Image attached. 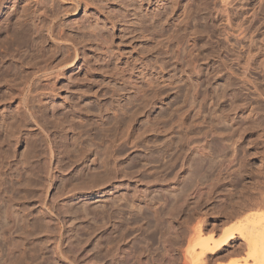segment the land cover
I'll list each match as a JSON object with an SVG mask.
<instances>
[{
    "label": "rangeland",
    "instance_id": "1",
    "mask_svg": "<svg viewBox=\"0 0 264 264\" xmlns=\"http://www.w3.org/2000/svg\"><path fill=\"white\" fill-rule=\"evenodd\" d=\"M13 8L0 264H199L264 222V0H45L11 51ZM251 253L237 235L202 264Z\"/></svg>",
    "mask_w": 264,
    "mask_h": 264
},
{
    "label": "bare ground",
    "instance_id": "2",
    "mask_svg": "<svg viewBox=\"0 0 264 264\" xmlns=\"http://www.w3.org/2000/svg\"><path fill=\"white\" fill-rule=\"evenodd\" d=\"M52 1H65V0H52ZM73 1L77 3L79 0H73ZM43 2H45V0H0V15L3 12L4 8H8V7L10 8V6H12V7H14L13 10L11 11L12 15L14 18L16 17V20L8 22L7 27H6V32L9 36H6V38L8 37V39L4 40V42L10 41V44L7 45L8 46L7 48H10V50H11V48H17V47H14V46H16V43L19 44L20 39L22 40V39L26 38L25 40H27L32 35V33L34 31L36 32V34L37 33L39 34V32H41V34H43L41 31L42 20H40L41 19L40 17H41V15H44V14L46 15V12L45 13L39 12V9H40L39 5ZM230 2H231V0H227V3H230ZM77 7L78 6L76 4V8H74L72 10L76 11ZM36 13H38V14H36ZM34 16L36 17V19L34 18ZM47 33L50 35L53 33V29L51 26H49ZM38 34H37V36H38ZM34 35L35 34H33L32 36H34ZM38 38H39V36H38ZM18 39H19V42H18ZM57 39H58V42L60 45L62 43V40L60 38H57ZM33 40H35V39L33 38ZM22 41H24V40H22ZM27 42H28V40H27ZM0 44H1V42H0ZM2 47H3V45H2ZM2 47H0V48H2ZM4 52H6V51L0 50V59L4 58L2 56V54ZM77 57H78V52H77V50H75L74 57L67 64H74ZM59 68H61V66H58V68H53V67L51 68V66H49L47 64V65L42 66V67L38 68L37 70H35L31 79L28 80V85H29L30 89L34 84H37L42 79L49 78L52 75L56 76L57 72H55V71H56V69H59ZM237 235H239L241 237V239L244 241V243L251 248V250H252L251 254L253 257V261H254L253 264H264V222L263 221L257 222L255 224L254 223L248 224V225L246 224L245 226H243V228H239V230H237L236 232H231L230 234H228L220 242H214L213 245H210V243H204L203 244L204 248H203V252H202V257L199 259L200 260L199 264H202L203 256L206 253L214 252V251L222 248V246L230 245L232 243V241L237 237Z\"/></svg>",
    "mask_w": 264,
    "mask_h": 264
}]
</instances>
